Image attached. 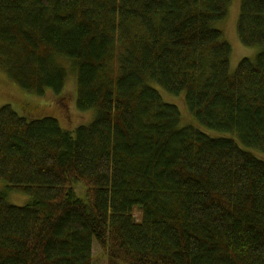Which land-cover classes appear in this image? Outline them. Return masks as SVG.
Segmentation results:
<instances>
[{
    "label": "trees",
    "instance_id": "16d2710c",
    "mask_svg": "<svg viewBox=\"0 0 264 264\" xmlns=\"http://www.w3.org/2000/svg\"><path fill=\"white\" fill-rule=\"evenodd\" d=\"M231 0H0V71L21 89L96 111L74 133L0 106V264H264V0L237 35L262 51L229 72L214 25ZM156 86L214 138L180 127ZM86 189L79 198L73 185ZM134 211L139 212L136 219Z\"/></svg>",
    "mask_w": 264,
    "mask_h": 264
},
{
    "label": "rangeland",
    "instance_id": "374dc122",
    "mask_svg": "<svg viewBox=\"0 0 264 264\" xmlns=\"http://www.w3.org/2000/svg\"><path fill=\"white\" fill-rule=\"evenodd\" d=\"M240 4L241 0H231L226 18L214 25L215 28L221 31L222 39L231 48L229 57V72L231 74L235 71L240 60L243 58L254 60L262 51V48L259 46H244L238 38L236 27L240 13ZM61 63L67 69V79L60 95H55L50 90H46L42 96L27 92L12 82L5 73L0 71V106H10L12 110L27 121L47 117L53 118L58 122L61 129L71 133H74L80 126H88L95 119L96 111L81 112L77 109L76 77L74 71L68 62L61 61ZM156 88L160 92L164 102L177 107L180 113V127H194L214 138H231L236 140L241 148L246 149L233 135L210 131L202 127L189 113L184 103L183 95L174 96L164 92L157 86ZM246 150L264 161V153L252 149ZM73 188L78 197L80 196L79 198L85 197L86 189L81 184H75ZM0 194L5 195L9 204L18 207L28 204L31 200L27 195L10 189L8 184L2 180H0ZM133 214L136 219L139 218L138 211H134ZM92 264H108L106 256L95 241L92 248Z\"/></svg>",
    "mask_w": 264,
    "mask_h": 264
}]
</instances>
